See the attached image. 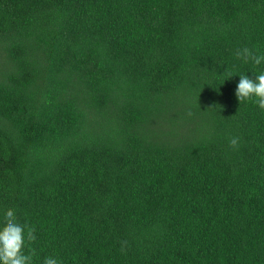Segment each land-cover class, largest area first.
Returning <instances> with one entry per match:
<instances>
[{
  "label": "trees",
  "instance_id": "obj_1",
  "mask_svg": "<svg viewBox=\"0 0 264 264\" xmlns=\"http://www.w3.org/2000/svg\"><path fill=\"white\" fill-rule=\"evenodd\" d=\"M244 47L264 0H0V227H35L32 264H264Z\"/></svg>",
  "mask_w": 264,
  "mask_h": 264
},
{
  "label": "clouds",
  "instance_id": "obj_2",
  "mask_svg": "<svg viewBox=\"0 0 264 264\" xmlns=\"http://www.w3.org/2000/svg\"><path fill=\"white\" fill-rule=\"evenodd\" d=\"M235 56L246 63L251 61L257 66L264 62V55H256L247 47L238 48ZM232 76L229 73V77ZM234 95L239 103L248 102L255 98L254 102L260 109L264 110V71L255 75V80L248 78L245 74L239 75V82L236 85ZM211 107L218 108L219 106L214 104ZM188 115L191 116L192 113L189 112ZM239 142L240 137H232L229 140V147L236 149L239 147ZM35 232L34 226L18 222L14 209L6 210L3 227H0V264H32L35 250L25 254L24 248L26 240L28 242L35 241ZM125 245L126 241L122 242V253L125 251ZM43 264H60V262L55 257L49 256L44 258Z\"/></svg>",
  "mask_w": 264,
  "mask_h": 264
}]
</instances>
